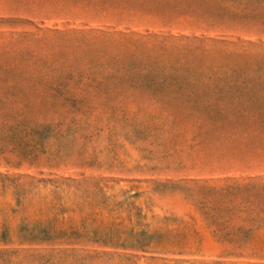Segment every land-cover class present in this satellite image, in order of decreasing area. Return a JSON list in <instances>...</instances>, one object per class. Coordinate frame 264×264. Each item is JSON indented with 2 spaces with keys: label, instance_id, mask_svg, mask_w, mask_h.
<instances>
[{
  "label": "rangeland",
  "instance_id": "1",
  "mask_svg": "<svg viewBox=\"0 0 264 264\" xmlns=\"http://www.w3.org/2000/svg\"><path fill=\"white\" fill-rule=\"evenodd\" d=\"M0 264H264V0H0Z\"/></svg>",
  "mask_w": 264,
  "mask_h": 264
}]
</instances>
